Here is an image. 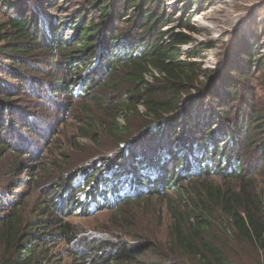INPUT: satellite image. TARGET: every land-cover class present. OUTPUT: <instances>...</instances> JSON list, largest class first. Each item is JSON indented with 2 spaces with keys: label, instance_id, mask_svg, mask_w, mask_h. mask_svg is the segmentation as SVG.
Returning <instances> with one entry per match:
<instances>
[{
  "label": "trees",
  "instance_id": "1",
  "mask_svg": "<svg viewBox=\"0 0 264 264\" xmlns=\"http://www.w3.org/2000/svg\"><path fill=\"white\" fill-rule=\"evenodd\" d=\"M0 2L9 10L15 7L13 0ZM84 3L78 5L70 23L75 33L67 39L64 24H56L55 18L46 15L44 6L33 12L26 7L17 8L14 15L0 24V78L5 77L15 83L18 91L34 93L51 105L59 96L71 103L92 101L95 98L91 90L100 91L96 105L111 122L104 130L124 149L119 148L122 154L114 162L94 161L95 166L88 171L91 174L77 169L73 176L82 175L83 188L75 177L68 179L58 190L56 200L47 203L42 217L27 220L18 208L20 203L11 204V197L9 201L3 199L6 208L2 207L4 212L0 214V264H41L39 254L46 248L44 235L49 227L43 217H53L58 229L55 233L72 251L70 246L83 242L87 235L81 238L78 227L63 218L91 215L144 196L162 198L171 188H179L185 182L189 187L185 194L179 189L180 205L169 208L173 220L168 248H159L154 239L147 237L132 246L130 243L135 240H119L112 245L109 240L100 242L92 238L84 253L76 256L90 259L91 264H136L140 263L138 257L147 252L140 264H187V257L197 264H232L211 235L216 222H228L234 235L261 252L264 261V200L250 176L257 166H264V112L257 107L250 87L255 81L248 58L250 48L241 44L240 52L246 62L229 66L228 81L221 80L219 85L222 96L217 85L199 83L201 69L181 53L180 46L190 43V34L196 32L190 20L180 23L178 32L164 30L172 15L165 12L163 0ZM37 47H45L55 59L48 64L55 67L39 73L44 82L30 77L39 69L30 58ZM74 61H79L80 66L73 65ZM263 66V62L258 64L259 69ZM2 81L0 114L4 115L13 104V93ZM255 84L264 88V82ZM189 88H194L195 94L184 96ZM196 99H208L213 109L219 111L218 125L227 139L221 146L217 139L210 138L209 128L191 118ZM232 104L233 110L228 114ZM118 119L124 123L119 124ZM131 120H140L138 125L134 124L132 134ZM24 121L27 125L34 122L32 116ZM16 125L18 122L12 121V126ZM253 130L257 141L251 136ZM139 134L138 145L132 146ZM8 147L0 136V153L8 151ZM248 147L254 149L258 162L247 165L241 159L239 151ZM193 149L201 150V155L197 156ZM96 165L108 169L110 174H97ZM223 171L229 178L239 180L238 189L206 182L205 178ZM125 185L133 190L132 194L116 195Z\"/></svg>",
  "mask_w": 264,
  "mask_h": 264
},
{
  "label": "rangeland",
  "instance_id": "2",
  "mask_svg": "<svg viewBox=\"0 0 264 264\" xmlns=\"http://www.w3.org/2000/svg\"><path fill=\"white\" fill-rule=\"evenodd\" d=\"M13 2L15 4L13 10H9L0 2V24L14 15L17 8L26 7L33 12V9L44 6L46 15L55 18L56 24H64V39L75 33L70 23L77 14L78 5L85 4V0H13ZM163 2L165 12L172 15V21L164 28L165 31L178 32V25L189 20L196 28V32L190 34L192 41L180 46L181 53L183 57H190V61L196 62L201 69L198 75L199 83L209 84L210 87L217 85L222 96L220 81L228 79L226 76L229 66L244 65L246 61L240 47L241 44H247L250 48L248 58L251 60V76L255 80L250 87L255 94L257 107L264 112V88L255 84L264 82V66L261 69L258 67L260 62L264 64V0H163ZM31 55L33 65L39 69L30 77L44 82V77H39V73L55 67L48 65L55 59L49 55L45 47H37ZM73 65L79 67L80 63L74 61ZM147 78L151 79L149 76ZM2 80L13 93L10 99L13 104L9 113L0 114V125L3 126L0 128V136L9 146L8 151H1L3 155L0 153V214L4 212L2 207L6 208L3 201L6 198L11 204L20 203L18 208L27 220L42 217L47 203L56 200L58 190L68 179L75 177L76 183L83 188L82 175L78 173L73 176L77 169L89 173L96 160L106 159L114 162V159L122 154L119 150H123L124 147H120V144L104 130L111 122L103 117L99 110L100 106L96 105L100 99V91L91 90L90 94L95 98L92 101L81 100L71 103L64 96H59L55 98L53 106L34 93L18 91L15 83L6 81L5 77L0 78V83ZM77 92L78 89L75 88L74 94ZM195 92L194 88H189L183 95L190 96ZM194 102L190 110L191 118L209 128L207 130L210 132V138L217 139L218 145L221 146L227 139L226 132L218 125L219 111L213 109L208 99L203 102L196 99ZM138 108L143 110L140 106ZM232 110L233 104L226 112L231 114ZM27 116H32L34 120L32 125L24 123ZM12 121L18 122L19 127L17 125L13 127ZM138 121L135 123L131 120L130 126L138 125ZM117 122L123 124L124 120L118 119ZM22 125L25 126L21 127ZM130 126L128 127L131 129ZM133 129L135 126L129 131L131 134ZM255 134L256 130H253L251 136L257 141L258 137ZM140 136V134L135 136L136 142H133L132 146L138 145ZM193 152L197 156L201 155V150L193 149ZM239 153L247 165L259 161L252 148L240 150ZM96 168L98 169L96 173L102 171L109 175L111 172L99 165H96ZM193 168L197 170L196 163H193ZM225 176L223 171L205 180L216 187L238 189L239 180ZM250 176L255 179L264 200V166H257ZM188 187L185 182L179 188H171L162 198L160 195L144 196L134 202L120 204L116 208H105L91 215L76 217L72 214L63 218V221L78 227L81 238L87 235L83 242L78 241L70 246L72 251H69L59 233H55L58 229L55 227L53 217H43L49 227L44 235L47 239L46 248L39 254L41 264H91L90 259L82 260L81 255L76 254L84 253L92 238H98L100 242L109 240L112 245L119 240L123 243L135 240L131 241L132 246L141 238L147 237L154 239L159 248H168L169 226L173 220L169 208L180 205L179 189L185 194L184 190ZM195 187L199 189L200 186L197 184ZM132 192L133 190L125 185L116 191V195H127ZM79 199L83 200L81 195ZM211 235L212 241L229 257L232 264H264L261 252H257L248 242L237 238L228 222H216ZM146 254L138 257L140 263L145 260ZM185 261L187 264H197L191 257H187Z\"/></svg>",
  "mask_w": 264,
  "mask_h": 264
}]
</instances>
